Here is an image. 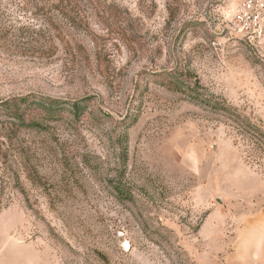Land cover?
Wrapping results in <instances>:
<instances>
[{
  "label": "rangeland",
  "instance_id": "1",
  "mask_svg": "<svg viewBox=\"0 0 264 264\" xmlns=\"http://www.w3.org/2000/svg\"><path fill=\"white\" fill-rule=\"evenodd\" d=\"M238 9L0 0V264H264V19Z\"/></svg>",
  "mask_w": 264,
  "mask_h": 264
},
{
  "label": "built area",
  "instance_id": "2",
  "mask_svg": "<svg viewBox=\"0 0 264 264\" xmlns=\"http://www.w3.org/2000/svg\"><path fill=\"white\" fill-rule=\"evenodd\" d=\"M236 19L246 33L256 32L264 19V0H238Z\"/></svg>",
  "mask_w": 264,
  "mask_h": 264
},
{
  "label": "trees",
  "instance_id": "3",
  "mask_svg": "<svg viewBox=\"0 0 264 264\" xmlns=\"http://www.w3.org/2000/svg\"><path fill=\"white\" fill-rule=\"evenodd\" d=\"M172 83H167V85H172L174 89L178 90V84ZM28 103H29V97H23V98H18V99H13L12 101H6L4 103L5 107L7 108V118L8 120L12 121L13 124L15 125H23L26 127H36L38 123L31 121L29 123L26 122V111L29 109L28 108ZM58 103V102H56ZM219 105L212 106V109H221L219 108ZM74 109L76 113H79V107L77 105H74Z\"/></svg>",
  "mask_w": 264,
  "mask_h": 264
}]
</instances>
